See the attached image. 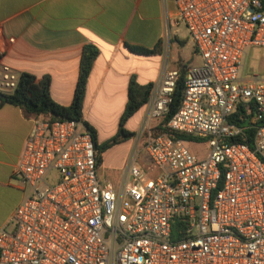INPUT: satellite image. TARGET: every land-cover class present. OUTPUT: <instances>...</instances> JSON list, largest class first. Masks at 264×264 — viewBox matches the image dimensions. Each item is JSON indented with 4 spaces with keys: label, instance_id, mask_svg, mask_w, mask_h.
I'll return each instance as SVG.
<instances>
[{
    "label": "built area",
    "instance_id": "built-area-1",
    "mask_svg": "<svg viewBox=\"0 0 264 264\" xmlns=\"http://www.w3.org/2000/svg\"><path fill=\"white\" fill-rule=\"evenodd\" d=\"M176 7L201 64L187 69L167 133L154 136L153 128L169 112L177 69L164 63L144 105L135 145L144 140L157 175L134 153L121 188L101 185L85 126L34 118L17 167L32 192L13 228L0 227V264H264V80L240 76L246 48H264V0H176ZM165 27L169 36L168 20ZM18 83L0 61V93ZM240 104L255 109L247 127L230 121ZM204 143L209 154L200 160L191 145Z\"/></svg>",
    "mask_w": 264,
    "mask_h": 264
},
{
    "label": "crops",
    "instance_id": "crops-1",
    "mask_svg": "<svg viewBox=\"0 0 264 264\" xmlns=\"http://www.w3.org/2000/svg\"><path fill=\"white\" fill-rule=\"evenodd\" d=\"M176 22V0H0V61L18 77L22 73L35 76L37 81L48 77L52 99L69 106L74 99L83 49L94 46L98 55L86 85L83 117L96 131L97 144L102 145L119 131L132 79L143 86L155 84L165 62L169 69L195 62L186 53L190 47L196 54L194 44L181 36V25ZM128 45L157 51L152 55L137 54ZM249 56L250 52H245L241 78L264 80V49L254 53L252 59ZM143 112L144 106L124 124L132 137L102 154L97 167L101 185L121 188L134 153L143 170L151 177L157 175L144 146L135 147ZM32 127L33 118L21 108L0 106L3 228L12 226L17 208L28 197V185L17 174V167Z\"/></svg>",
    "mask_w": 264,
    "mask_h": 264
},
{
    "label": "trees",
    "instance_id": "trees-1",
    "mask_svg": "<svg viewBox=\"0 0 264 264\" xmlns=\"http://www.w3.org/2000/svg\"><path fill=\"white\" fill-rule=\"evenodd\" d=\"M127 47L130 51L143 55H152L155 54L157 51V49L149 50L143 47L133 45H128ZM97 55L98 50L94 46L88 45L84 47L80 60V69L78 81L75 88L74 99L71 105L62 106L52 99L50 93V79L48 77H44L41 81H37L35 76L28 73H22L19 77V83L12 93H0V106L4 104L17 106L33 119L38 118L39 116H43L49 122L61 120H74L82 123L85 128L90 132L94 140L96 150V164L98 167L102 162V154L104 153V151H106L113 145L123 142L132 137V134L128 133L124 129V124L131 116H133L136 112L140 111L146 104L149 99L153 84L143 86L138 84L134 79L131 80L128 88V103L122 115L120 128L117 135L106 143L98 145L96 142V131L91 125H89L84 120L83 117V104L86 93V85ZM188 67L189 65H182L177 68L180 73V77L177 81L172 96V103L170 104L169 112L161 120V122L153 128L154 136H158L169 131L167 128V124L171 120V118L177 113V111L182 105L185 95V79ZM254 117V106L251 105L250 111H248L247 106L240 104L237 106L235 112L230 117V121L237 125H242L246 119H250L252 124ZM255 132L256 130L253 126H249L245 130V142L251 148H253L254 145L253 142ZM175 137L185 138V136L178 134L175 135Z\"/></svg>",
    "mask_w": 264,
    "mask_h": 264
},
{
    "label": "rangeland",
    "instance_id": "rangeland-1",
    "mask_svg": "<svg viewBox=\"0 0 264 264\" xmlns=\"http://www.w3.org/2000/svg\"><path fill=\"white\" fill-rule=\"evenodd\" d=\"M181 30H182V37L188 42L190 43L192 40L190 38L189 32L188 30L185 28V26L183 24H181ZM260 49H264V48H256V47H247L245 52H247V54L250 52V56L248 57L249 59H252L253 54L256 53L257 51H259ZM257 50V51H256ZM187 55H192L193 56V60L197 63V65L201 64V59L199 58L198 55H196L193 50L188 47L186 50ZM251 61V60H250ZM195 62L191 63V65L196 64ZM137 143V142H136ZM136 147H140V146H144V140L141 141L139 144L135 145ZM191 149L192 152H194L197 157L200 160H203L207 157V155L209 154V147L207 144H203L201 146H196V145H191ZM59 181V172L58 171H53L49 176H48V182L52 185L57 184ZM27 191H26V195L29 197L31 195L32 189L30 186H27ZM13 228V226L7 227V230H11Z\"/></svg>",
    "mask_w": 264,
    "mask_h": 264
},
{
    "label": "water",
    "instance_id": "water-1",
    "mask_svg": "<svg viewBox=\"0 0 264 264\" xmlns=\"http://www.w3.org/2000/svg\"><path fill=\"white\" fill-rule=\"evenodd\" d=\"M248 121H246V122H244L243 124H242V126H244V127H247L248 126Z\"/></svg>",
    "mask_w": 264,
    "mask_h": 264
}]
</instances>
